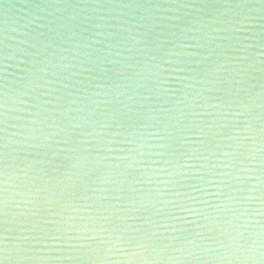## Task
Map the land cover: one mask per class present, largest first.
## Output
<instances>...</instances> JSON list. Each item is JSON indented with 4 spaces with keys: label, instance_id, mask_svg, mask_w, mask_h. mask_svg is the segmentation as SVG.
Segmentation results:
<instances>
[{
    "label": "water",
    "instance_id": "95a60500",
    "mask_svg": "<svg viewBox=\"0 0 264 264\" xmlns=\"http://www.w3.org/2000/svg\"><path fill=\"white\" fill-rule=\"evenodd\" d=\"M262 131L264 0H0V264H259Z\"/></svg>",
    "mask_w": 264,
    "mask_h": 264
},
{
    "label": "clouds",
    "instance_id": "9594fccd",
    "mask_svg": "<svg viewBox=\"0 0 264 264\" xmlns=\"http://www.w3.org/2000/svg\"><path fill=\"white\" fill-rule=\"evenodd\" d=\"M239 252L245 256L247 259H251L253 261H259V264H261V261L264 259H261L264 257V247L259 243L258 240H253L249 242L246 246H239ZM255 252V256H250L248 253ZM129 256H137L138 252L136 249H133V251L128 253Z\"/></svg>",
    "mask_w": 264,
    "mask_h": 264
},
{
    "label": "snow or ice",
    "instance_id": "6c2138e0",
    "mask_svg": "<svg viewBox=\"0 0 264 264\" xmlns=\"http://www.w3.org/2000/svg\"><path fill=\"white\" fill-rule=\"evenodd\" d=\"M262 136H264V131H262ZM262 156H264V153H262ZM7 191V189H5ZM123 232V229L116 230V228H113V231L107 233L109 239H111L113 236L119 237V235ZM262 242H264V237L261 239ZM7 243V241H5ZM262 247H264V243L261 244ZM83 251H88V250H83ZM261 264H264V260L261 261Z\"/></svg>",
    "mask_w": 264,
    "mask_h": 264
}]
</instances>
